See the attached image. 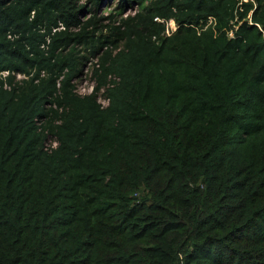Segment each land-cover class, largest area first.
Segmentation results:
<instances>
[{
    "label": "trees",
    "instance_id": "1",
    "mask_svg": "<svg viewBox=\"0 0 264 264\" xmlns=\"http://www.w3.org/2000/svg\"><path fill=\"white\" fill-rule=\"evenodd\" d=\"M113 1L0 0V264H264V0Z\"/></svg>",
    "mask_w": 264,
    "mask_h": 264
},
{
    "label": "built area",
    "instance_id": "2",
    "mask_svg": "<svg viewBox=\"0 0 264 264\" xmlns=\"http://www.w3.org/2000/svg\"><path fill=\"white\" fill-rule=\"evenodd\" d=\"M168 23V22H167ZM166 23V30L165 33L166 34H170V32H168V26ZM173 23V22H172ZM173 32V31H172ZM171 32V33H172ZM32 76V73H30ZM41 75H44L43 72L41 73ZM28 76H26L25 74L16 72V71H10V70H3L0 71V88L4 89V90H12L14 87H16L17 85L21 84L23 79H26ZM114 79L117 80V78L113 75H109V79ZM72 83L74 84V91L79 94V95H89L91 93H93L94 91V86H95V81L92 80L90 83L86 80L84 81L83 84V89L86 90V92H78L76 89V85L74 83V78L72 80ZM111 86L110 83L107 84V87ZM104 90L105 88L102 87L99 92L97 93V100L98 102L102 105V107H106L108 104V98L105 97L104 95ZM101 94H103L102 97V103L99 101V99L101 98ZM46 135V138L43 142V149L47 152H51L53 149H55L58 145V141L56 139V137L50 133H47V130L44 131Z\"/></svg>",
    "mask_w": 264,
    "mask_h": 264
},
{
    "label": "rangeland",
    "instance_id": "3",
    "mask_svg": "<svg viewBox=\"0 0 264 264\" xmlns=\"http://www.w3.org/2000/svg\"><path fill=\"white\" fill-rule=\"evenodd\" d=\"M117 1L114 0L113 2L111 3H108L107 5H102L100 6L98 9H97V16H103V15H106L109 13V11H111L115 5H116ZM133 13V11H127L126 12V15L127 14H131ZM84 13L81 15L83 16ZM167 26H168V32H172L175 30V27L176 25L172 22H169L167 21ZM82 46L81 45H77V48H81ZM93 64H94V61H90V62H87L85 64H83L81 67H80V71L74 76V83L76 85V89L78 92L82 93V92H86V90L83 89V84H84V81H88L89 83L93 80V76H92V67H93ZM102 97H103V94H101V98L99 99V101L102 103Z\"/></svg>",
    "mask_w": 264,
    "mask_h": 264
},
{
    "label": "clouds",
    "instance_id": "4",
    "mask_svg": "<svg viewBox=\"0 0 264 264\" xmlns=\"http://www.w3.org/2000/svg\"><path fill=\"white\" fill-rule=\"evenodd\" d=\"M132 11V10H131ZM133 12H134V10H133ZM169 22H173L175 25H176V23L174 22V20H168ZM167 23V22H166ZM177 27V26H176ZM176 27H175V29H176ZM175 31V30H174ZM3 71V70H2ZM11 71V70H10ZM13 71V70H12ZM17 72V71H16ZM20 73V72H19ZM42 73V72H41ZM41 73H40V75H41ZM22 74H24V73H22ZM43 74H44V72H43ZM26 75V74H25ZM26 76H28L26 79H23L22 80V82H21V84H19V85H17L16 87H14L13 89H15V90H17V89H19L23 84H24V81L25 80H27V79H29V77H31V74H29V75H26ZM41 76H43V75H41ZM12 89V90H13ZM12 90H10V91H12ZM8 91V90H7ZM108 105V104H107ZM102 106V105H101Z\"/></svg>",
    "mask_w": 264,
    "mask_h": 264
}]
</instances>
